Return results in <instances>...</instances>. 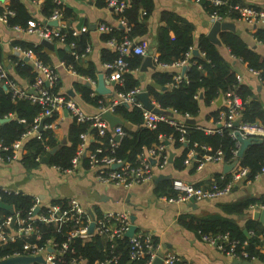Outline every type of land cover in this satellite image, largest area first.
Masks as SVG:
<instances>
[{"label":"trees","instance_id":"16d2710c","mask_svg":"<svg viewBox=\"0 0 264 264\" xmlns=\"http://www.w3.org/2000/svg\"><path fill=\"white\" fill-rule=\"evenodd\" d=\"M96 7H107L108 0H93ZM232 1V0H231ZM123 3L122 10L116 11L114 16L125 22V26H112L110 32H101V39L107 41L114 38L116 42H120L125 35L143 46L144 41L141 37L147 33V19L154 8L153 0H117V4ZM207 11L213 12L217 10L219 13L225 14L226 7L212 6L207 1L202 3ZM6 7L12 11L7 15L6 24L10 27L19 26L26 28L28 23L35 19L33 14L23 0H8ZM55 9H59L61 19L65 20L68 25L75 26L77 14L74 9L57 0H41L39 13L43 20L49 18ZM3 7L0 6V12ZM233 13H229L228 17L232 18ZM164 19V25L160 26L155 34V50L157 53V61L160 63H173L184 60L186 54L190 52L194 41L192 37V24L176 13L165 12L161 15ZM63 32V41H54V49L49 50L39 42H31L24 40H14L13 45L21 48L29 49L43 63L53 65V55L63 62L66 67L72 69L81 77L96 80L97 70L93 63L86 62L82 53L88 43V35L81 32L77 35L72 34L70 27L61 28ZM252 36L255 41L264 42V25H258L252 29ZM219 38L222 45L225 46L229 53L241 62L246 64L249 69L257 71L261 84L264 87V55L251 47L236 32L221 31ZM197 46L201 51V56L187 58L189 65L185 70L187 81L184 80L177 85H171L173 81V71L167 69H155L150 80L141 84L139 78L134 71L140 66L142 57L138 54H125L124 59L128 63L129 70L122 74V81L115 84L117 91L126 92L134 87H142L151 96L152 100L162 109L171 113L175 111L178 115H189L195 117L200 108V100L207 106L218 98L220 94L225 97L227 92L235 93L242 100V109L240 110V121L256 122L259 121L264 126V106L262 102L253 96L250 87L236 79V71L231 60H229L221 51L220 47L212 43L206 35L201 34L198 38ZM118 56V52L112 49H103L101 51V60L110 62ZM3 52L1 46L0 35V61H2ZM12 65V73L8 71V76L16 81L17 76L25 79L28 85H31L35 78V71L31 61L24 60L16 54L9 57ZM107 69V74L109 73ZM60 79L57 84L51 88L52 92L59 91ZM0 79V117H8L9 119L0 124V142L9 147L7 151H1L11 154V144L20 138V136L30 129L33 125L42 122V129L37 135L28 136L20 149V157L24 168L31 170L39 165L41 158L46 152L58 145L51 127H44L50 124L57 112H53L50 116L40 117L43 111L41 104L33 102L27 97H16L11 94L8 88L3 87ZM162 87H165L162 89ZM28 88V87H26ZM73 89L79 93L80 98L88 103L98 106L99 100H104L101 95L93 93L92 88L83 81H75ZM201 94V97L199 96ZM69 96V95H68ZM227 111L226 107L221 105L211 115L215 121L221 117V112ZM114 114L124 120L120 124L125 134L120 137L117 145L113 148L110 145V139H114V135L110 129L103 134H98L95 127H91L88 121L78 122L74 117L69 124L67 130V141L60 144L58 149L51 154L48 164L57 167L59 170L72 167V158L76 155L80 140V133L90 132L93 138L88 143V149L94 150L101 147V151L97 152L98 156L108 154L128 163L130 166L139 164V155L153 144L159 143L160 136L164 137V141L171 138L173 148H181V153L174 157V168L181 169L184 166V158L188 148L193 147L198 157L205 153L203 146L209 147L208 152H215L221 149L223 153V161L232 162L235 160V151L237 142L230 133L229 128H223L221 132H207L205 129L198 128L196 124L185 123L187 143L179 140L180 132L171 124L158 121L154 128H148L141 125L142 110L138 106H126L118 104L114 107ZM39 117V118H38ZM36 118L38 120L36 121ZM20 119H24L23 122ZM132 125L133 127H129ZM88 167V157H82ZM239 165L247 168V179L252 181L256 175L261 172L264 166V138L253 139L252 142L244 149L242 156L239 158ZM195 162V166H196ZM221 176V175H220ZM219 174L215 175L214 180L223 183L230 177L229 174L224 175L221 179ZM171 180H162L154 187L155 195L167 196L175 195L176 192L171 188ZM199 186V184H195ZM3 201L11 204L18 217L25 219V224H30L34 229L38 230L39 238L32 239L38 245H44L47 241H52L56 253L55 262L57 264H71L73 259L83 260V264H93L96 260H105L115 256L113 264H146L148 255L144 254L138 259L131 260L129 238L123 236L108 240L104 236L94 234L89 239L83 240L80 237H73L68 242V247L62 250V243L67 241L68 232L75 227L74 221H59L57 224L46 223L45 221L35 218L28 220L27 216L35 203L33 196L18 192L16 194H2ZM51 204H58L65 208L69 204V199H52ZM264 205V197L253 198L243 197L236 201L221 203L223 214H212L207 216H195L191 214H183L179 217V223L185 228L198 232L201 235H213L227 232L231 238L240 241L236 247V251L240 254L248 253L247 260L256 259L264 262V250L260 249V233L264 230V225L258 220L247 217L243 226L238 225L233 215H246L249 211L250 204ZM37 214H48L47 207L41 205ZM9 212L0 208V221L9 216ZM93 215L98 218L102 213L97 209L93 210ZM18 226L17 222L13 224V228ZM243 228L249 232V237L243 233ZM137 231H141L137 229ZM153 243L158 242L156 236H152ZM24 239L19 238L15 241H9L0 245V257L13 255L14 253H23L22 245ZM243 241L247 243L242 245ZM180 264H183L180 261Z\"/></svg>","mask_w":264,"mask_h":264},{"label":"built area","instance_id":"2783aa9c","mask_svg":"<svg viewBox=\"0 0 264 264\" xmlns=\"http://www.w3.org/2000/svg\"><path fill=\"white\" fill-rule=\"evenodd\" d=\"M194 1L199 3L207 1L210 5L215 7H226L225 14L219 13L217 10H214L213 12L208 11L209 17L212 21L225 20L226 18H228L229 13H233V17L244 20L252 26L256 27L258 25H264V6L245 4L241 0ZM57 2L61 1L57 0ZM6 5L3 6V10L2 12H0V21L4 23L7 22V15L12 14V11L9 10ZM108 6L114 8L116 11H120L122 10L123 3L117 4V0H108ZM46 20H57L58 24L57 26H52L44 22H36L31 20L26 28H21L19 26H15L13 28L25 33L35 34L38 36L39 40L45 39L53 43L55 40L59 42L63 41V32H61V28L70 27L72 29L73 35H77L81 33V31L85 30L84 27L76 28L74 26L68 25L65 20L61 19V13L59 9H55L52 15ZM120 21L121 24L125 26V22L123 20ZM97 28L101 32H110L112 26L105 23H100ZM106 43L107 45H109V47H111L112 50H116L118 52V56L114 60L105 63L106 68L110 70L105 77V82L107 84L112 83L114 95L108 100L106 99V103L104 102V100H99L100 104L97 106L99 108V111L96 114L86 113L80 107V105H78L75 100L67 94H61L59 93V91L52 92L51 88H53L59 80L56 66L43 63L29 49L21 48L18 45H12L14 54L20 56V58L23 59L26 57L27 60L31 61L33 70L35 71V78L33 83L28 88L19 86L14 79L8 76V71L1 61L0 79L3 82V85H5V87L9 89L13 96L27 97L31 101L41 104L43 111L40 117L50 116L53 112H57L63 109L64 111H67V113L72 117H74L78 122L88 121L91 127L96 128L98 134H103L105 131L110 129L114 135V139H110L112 150L118 143L116 137L119 136L120 139V137L123 136L125 132L120 124H116L113 128H110L109 122L102 117V113L104 111H109L114 114V107L118 104H127V106L140 107L142 110L141 125L144 127L154 128L158 121H164L173 125L180 132L179 140L181 142L187 143V139L185 137V119L190 117L189 115L186 114L184 116H180L182 118L179 119L175 116L177 114L175 111H171V114H158L145 108L142 102L137 98V94L144 90L142 87H134L126 92L117 91L115 89V84L122 81V74L129 70L128 63L124 59V55L133 53L145 56L147 55V49L143 45L136 43L127 35H125L120 42H116L114 38H111L107 40ZM90 50V45H87L85 48V52L82 53V56L85 57L90 52ZM189 53L190 52L186 54V58L184 60L173 63H160L157 61L156 56L153 57L154 62L163 68L175 66L179 69L178 71L174 72L171 85H177L184 80L187 81L185 70L189 65V62L187 60V58H189ZM59 63L60 65L66 67L63 62L59 61ZM184 66L185 70L182 71V67ZM66 68L75 73L69 67ZM249 70L258 75L257 71L253 69ZM236 79L238 81H241V77L237 74ZM87 81L91 82L92 80L88 78ZM30 89L34 90L35 93L29 92ZM242 103L243 102L238 95L232 92H227L225 94V97L222 95L221 103V105L226 107L227 111L221 112L220 119L218 121H215L217 123V126L212 129L203 128L199 125H197V127L205 129L207 132H221L223 128H229L230 133L233 137L234 132L237 130L243 137H251L253 139L264 138V126L259 121H240L237 127L234 126L233 122L240 116V110L243 107ZM155 105L157 104L155 103ZM38 118H36V121L38 120ZM20 121L23 122L24 119H20ZM37 122L30 129L24 132L19 139L15 140L11 144V154L1 152L9 150V147L3 145L0 142V161L9 162L20 157V149L22 148L23 141L28 136L37 135L39 132L37 130L39 123ZM47 126L51 127V123L48 125H44V127ZM79 137L81 142L79 144L76 155L72 158V167L65 169L64 171H71L74 167H76L81 155H85L86 157H88V168L93 172L97 180L126 188L134 184L150 180L153 177V166H157L158 168L162 169L168 163L167 142H170V137H168V139L164 141V137L160 136L161 141L159 143L153 144L150 148L146 149L139 155V164L137 166H130L128 163L122 161L119 158H116L113 155L104 154L98 156L97 152L101 151V147H96L93 151L89 150L88 143L93 138L90 132H82L80 133ZM196 145L197 144L194 143L193 147L188 148L184 158V163L188 164L189 162L195 161L197 164L196 168H200L205 162L223 161V153L221 149H217L215 152L211 153L208 152V150H210L209 147L203 146L202 148L204 149L205 153L201 154L200 157H198L194 147ZM237 149L235 151V156H237ZM37 159L40 160L39 157ZM151 159L154 160V163L151 162ZM116 163H118L119 165L113 168L112 165ZM263 173L264 166L262 167L261 172L256 175V177ZM220 178L223 179L224 176H220ZM246 179L247 168L237 164L232 169L231 175L228 180L223 183L213 180L210 185L204 187L196 186L184 180L174 178L171 180V188L176 192V194L172 196L163 194L158 197L171 203L188 201L191 198H193L195 201L213 199L227 195L231 191L234 184L239 181H244L245 183L250 182ZM18 192L19 191L9 190L0 186V199H2V194H16ZM33 198L35 199V203L27 216L28 220L39 218L46 223L53 224H57L59 221L66 222L72 220L76 224L75 227L68 232L67 241L62 243V250L68 247V242L71 238L77 236L82 238L83 240L89 239L90 236L94 234L104 236L108 240L121 238L125 236L124 233L131 224L130 213L127 210H110L102 213L101 217L96 218L94 216L92 218L89 212L90 209H86L85 207L81 206L75 198H68L69 204L65 208H62L58 204L48 203L45 205L47 207L48 214H37L33 211L35 206H41L40 200L37 196ZM249 209L250 211H253L255 209H264V205L256 203L250 204ZM91 212L93 213L92 210ZM14 214V223L17 222L18 224L16 228L12 227L14 223L11 225L12 214L7 216L4 220L0 221V245L22 238L25 240L22 245L24 252L14 253L10 256L41 255L44 260L43 262H34L30 264H57L55 262V257L57 256L56 253H60V251L54 250V246L56 244L52 241H47L44 245H38L34 241H30V238H39L38 230L34 229L30 224H25V219L19 218L18 212L15 211V209ZM91 220L95 221V226L92 234H88L87 228ZM153 235L154 234L151 232L136 230L131 237H128L130 242L129 255L131 260L138 259L140 256L147 254L148 259L146 264H154V261L158 256V252L162 249V244L159 241L153 243L151 240V237ZM202 238L210 244L215 245L219 249V251L229 257L239 259H247L248 257L247 252L239 254L236 251V247L241 243L239 240L231 238L227 232L213 235H203ZM246 243V241H243L242 245H245ZM260 249L264 250V230H262V232L260 233ZM10 256L0 257V260ZM115 258L116 257L113 256L112 258L109 257L102 261L96 260L93 264H113ZM160 258V264H180L181 261L177 254L167 249L163 250V255ZM70 263L83 264V260L73 259Z\"/></svg>","mask_w":264,"mask_h":264},{"label":"crops","instance_id":"0c3cea01","mask_svg":"<svg viewBox=\"0 0 264 264\" xmlns=\"http://www.w3.org/2000/svg\"><path fill=\"white\" fill-rule=\"evenodd\" d=\"M30 12L33 14V21L43 22V17L39 13V6L41 0H23ZM63 4L72 7L77 14V19L74 23L76 27L79 19H81V26L88 35V43L91 47L90 52L85 56L86 62H91L95 65L97 74L102 72L104 78L107 75V68L105 62L101 60V51L103 49H111L106 41L101 39V31L97 28L100 23L119 27L121 21L114 16V8L96 7L93 0H60ZM154 8L147 19V33L140 40H143L144 47L147 49V54L151 50L153 57L157 56L155 50V34L160 26H163L164 19L161 15L165 12L176 13L189 21L192 28V37L194 44L190 50L189 57L201 56L192 53L193 48H198L197 42L201 34L206 35L211 27L212 20L209 17L208 11L202 3L194 0H153ZM245 4L254 6H264V0H241ZM8 0H0V6L6 5ZM225 20L232 21L235 24V31L243 40H245L251 47H254L259 53L264 55V43L256 42L252 36V29L254 28L249 23L236 17H228ZM95 24V28L91 29V25ZM79 27V28H80ZM225 31V30H222ZM229 31V30H226ZM0 35L1 46L3 52L2 61L7 69L12 73V65L9 57L13 52L12 42L14 40H24L31 42H39V38L35 34L25 33L6 23L0 21ZM136 42V41H135ZM139 44V43H138ZM55 46V44H54ZM199 49V48H198ZM222 53L232 61L236 74L241 77V82L247 84L253 92V96L258 98L264 106V87L257 74L250 71L246 64L239 59H235L229 50L221 45ZM141 57H143L141 55ZM53 65L60 79L59 93L67 94L72 97L80 107L89 114H96L99 108L91 103L85 102L80 98L79 93L74 91L73 83L75 81H83L85 84L89 81L88 78L81 77L71 70L60 65L59 60L53 55ZM156 69H167L176 72L179 69L175 66L166 68L156 64ZM139 68V67H138ZM134 71L143 85L150 80L151 74L154 70ZM92 80V79H91ZM151 81V80H150ZM16 82L21 87H29L25 79L17 76ZM97 78L89 82V86L95 91ZM110 93L101 95L108 100L114 95L112 83L107 84ZM73 92L72 93H70ZM100 95V94H98ZM151 98V96H150ZM152 99V98H151ZM215 100L211 105L207 106L200 100L199 112L194 118L195 124L203 128L212 129L217 126L211 111L218 108ZM113 114V113H112ZM177 118L181 119V115L176 114ZM72 116L65 114L64 110L57 111L54 120L51 122V128L54 133V138L57 144H62L67 141V130ZM129 127H133L129 125ZM64 141V142H63ZM169 151L174 153V157L181 153V148H173L172 143L168 142ZM81 155L76 167L71 171H62L48 163H41L31 170H27L18 159L9 162L0 161V186L9 190H16L29 194L33 197L37 196L40 200V205L50 203L52 199H68L75 198L81 206L86 209L94 210L95 207L100 213H105L110 210H127L130 214L136 215L135 222L137 228L151 232L158 238L161 244H167V250L177 254L183 264H232V257L223 254L215 246L207 242L200 236L198 232L191 231L179 223V217L183 214H191L195 216H207L212 214H223L221 203L232 202L243 197L261 198L264 197V173L258 175L250 182L245 183L239 181L234 184L231 191L221 197L213 199H205L200 201H183L177 203L167 202L155 195L154 184L155 178L159 174H170V179H181L192 184H199V186L207 187L214 180L215 175L224 176L231 175L232 169L225 173V164L231 162L217 161L205 162L200 168H196L195 161L184 163L181 169L174 168L173 160L162 168L153 166V177L150 180L134 184L130 187L116 186L110 183H104L97 180L93 172L86 166ZM235 160L240 157L236 156ZM234 161V160H233ZM232 161V162H233ZM239 165V161L237 162ZM236 164V165H237ZM235 165V166H236ZM238 225L243 226L247 217L252 218V210L247 211L246 215H231ZM261 223V222H260ZM252 264H264V262L256 259L251 260Z\"/></svg>","mask_w":264,"mask_h":264},{"label":"water","instance_id":"95a60500","mask_svg":"<svg viewBox=\"0 0 264 264\" xmlns=\"http://www.w3.org/2000/svg\"><path fill=\"white\" fill-rule=\"evenodd\" d=\"M44 23H47L48 25H52V26H57L58 22L57 20H43ZM81 26V19H79L76 28H79ZM91 29L95 28V24H92ZM119 27H123L122 24H119ZM255 28V26H253ZM222 30H229L234 32L235 31V24L232 21H228V20H214L211 24V27L207 33V37L208 39L214 43L217 46H221L222 42L219 38V33ZM39 43L43 46H45L46 48H48L49 50H53L54 49V43L45 39H40ZM255 48V46L253 47ZM192 53L195 55L199 54V49L198 48H193L192 49ZM25 60H27V58H24ZM139 71H147L148 69H152L155 70L156 66H155V62L153 60V52L150 50L149 53L145 56L142 57V61L141 64L139 66ZM185 70V66L182 67V71ZM87 85H89L90 83L87 82ZM5 88V85L3 86ZM165 87H162V89H164ZM95 91L100 94V95H104V94H108L110 93V89L109 87L106 86L105 84V78H104V74L102 72H99L97 74V82H96V86H95ZM29 92L31 93H35L34 90H29ZM70 93L73 94V92L70 91ZM201 97V94L199 95ZM137 98L142 102L143 106L155 113L158 114H166L167 111H165L164 109L160 108L159 106L155 105L154 101L150 98L149 93L146 90L141 91L140 93L137 94ZM222 103V94H220L218 96V98L215 100V104L217 106H220ZM127 106V104H124ZM65 114H67V111H64ZM171 114V113H170ZM102 117L104 119H106L109 122V126L110 128H113L116 124H123L124 120L115 115L112 114L109 111H104L102 113ZM9 118L8 117H0V124L7 121ZM240 118H237L233 124L235 127H237L240 123ZM42 122L43 120H41V122L38 125L37 130L40 131L42 129ZM186 123H190V124H195V120L194 118H186L185 119ZM234 138L237 141L238 144V149L236 152V155L238 157H241L243 154L244 149L252 142V138L251 137H243L241 135V133L239 131H235L234 132ZM117 140H119V136L116 137ZM64 142V141H63ZM168 143V142H167ZM59 147V144L50 148L46 154H44L41 158H40V162L41 163H48L51 154H53ZM174 157V153L172 151H169V155H168V161L172 162ZM151 162L154 163V160L151 159ZM238 160H234L233 162H231L230 164H225L224 166V172L227 173L229 172L232 168L235 167V165L237 164ZM119 164H113L112 167L115 168L117 167ZM171 175L170 174H159L155 180H154V184H158L160 181L162 180H167L170 179ZM191 202L194 201L193 198L190 199ZM0 208L7 210L10 214H12V221H11V225L14 223L15 221V214H14V207L1 200L0 199ZM39 210V206H35L34 208V213H37ZM91 217L93 218L94 215L91 212V210H89ZM252 218L255 220H258L259 222H261L264 225V209H255L252 211ZM136 219V215L134 213L130 214V221L131 224L129 226V228L126 230V232L124 233V235L126 237H131L133 235V233L137 230V224L135 222ZM95 226V221L91 220L88 228H87V233L88 234H92L93 229ZM243 233L249 237V233L246 230V228H243ZM166 248H168L167 244H162V249L158 252V256L156 257L154 264H160L161 263V256L163 255V250H165ZM43 257L41 255H37V256H29V255H16V256H10L7 258H3L0 260V264H30V263H34V262H43ZM253 262L251 260H247V259H239V258H233L232 259V264H252Z\"/></svg>","mask_w":264,"mask_h":264},{"label":"flooded vegetation","instance_id":"af4514ba","mask_svg":"<svg viewBox=\"0 0 264 264\" xmlns=\"http://www.w3.org/2000/svg\"><path fill=\"white\" fill-rule=\"evenodd\" d=\"M249 260H252V259H249Z\"/></svg>","mask_w":264,"mask_h":264}]
</instances>
